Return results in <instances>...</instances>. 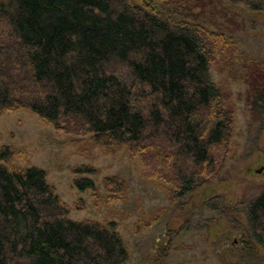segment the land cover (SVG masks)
Masks as SVG:
<instances>
[{"label": "trees", "instance_id": "obj_1", "mask_svg": "<svg viewBox=\"0 0 264 264\" xmlns=\"http://www.w3.org/2000/svg\"><path fill=\"white\" fill-rule=\"evenodd\" d=\"M227 3L264 13V0H0V115L28 110L104 151L123 149L180 200L219 175L233 146L231 92L211 68L247 78L251 111L264 112V63L237 65L216 16ZM14 156L0 144V264H128L114 223L70 218L47 172L14 166ZM73 184L98 194L89 177ZM245 213L241 244L254 255L264 249V188Z\"/></svg>", "mask_w": 264, "mask_h": 264}, {"label": "rangeland", "instance_id": "obj_2", "mask_svg": "<svg viewBox=\"0 0 264 264\" xmlns=\"http://www.w3.org/2000/svg\"><path fill=\"white\" fill-rule=\"evenodd\" d=\"M228 6L216 16L236 41L237 65L248 58L264 63V13ZM211 75L231 92L232 150L215 179L175 202L143 176L138 159L127 151H104L28 110L0 115V144L15 150L14 166L34 165L47 172L48 182L71 207L70 218L114 223L127 245L128 264H264L262 247L245 255L241 244L247 236L245 208L264 188V112L251 111L243 75L232 78L216 65ZM81 166L94 173H76ZM76 177L91 178L98 194L79 191ZM109 177L121 179L123 189L106 191Z\"/></svg>", "mask_w": 264, "mask_h": 264}]
</instances>
